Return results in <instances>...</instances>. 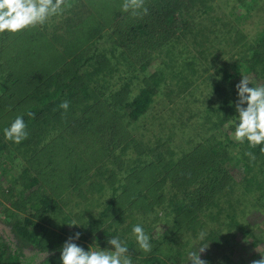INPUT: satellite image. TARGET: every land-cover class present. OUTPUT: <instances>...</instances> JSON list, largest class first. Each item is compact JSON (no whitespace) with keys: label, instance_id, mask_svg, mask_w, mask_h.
Returning a JSON list of instances; mask_svg holds the SVG:
<instances>
[{"label":"trees","instance_id":"1","mask_svg":"<svg viewBox=\"0 0 264 264\" xmlns=\"http://www.w3.org/2000/svg\"><path fill=\"white\" fill-rule=\"evenodd\" d=\"M77 2L83 4L82 8L86 12L80 15L76 11L74 12L72 4ZM261 2L264 4V0H146L144 7L148 10L147 14H142L141 10L140 19L136 21V24L129 25V27L132 33L149 36L153 31L161 33L165 29L169 32L174 23L181 21L184 24V37L193 45L207 43L218 32L228 29L223 36L230 33L234 36L233 48H237L233 52L234 55L235 52L240 50L245 52L248 49L245 48L247 45L246 40L243 42V46L239 45L236 38L237 29L233 28L235 23L232 18L237 19L235 13L238 12L239 8H242L245 10V18L251 20L253 5L256 6ZM104 3H112L114 9H117L113 11L115 13L124 12L121 9L123 0H66V6L74 17L70 19L71 25L66 23L57 29L64 36L58 42L70 44L72 41V45L77 46L80 44L78 42L80 38H84V36L89 40L90 37L93 38V34L90 33H97L99 25L89 7H99ZM85 26L86 29H84ZM228 26L229 28L226 29ZM128 32L123 33L122 37L126 36ZM261 33L263 38L259 40L255 47L250 48L253 55L245 57V59L248 58L251 62L257 60L259 63L264 64V29ZM33 34L45 35L34 30L30 31V34L23 31L16 35H0V42L3 44V48L0 46V59L4 62L6 59V66H23L24 63L33 65L36 54L38 52L39 55L44 54V50L52 45L49 38L38 40L39 35L27 37ZM20 46L25 49L26 54L24 56L19 51ZM115 50H112L114 63L112 59L96 61L100 64V69L96 68V72H86L83 82L75 79H67L65 82L63 76L48 81V85L46 84L44 91L41 92L42 97L39 99V103L27 106L21 111L20 116L24 119L28 133L27 138L21 142V146L26 145V150L23 151L27 156V160L26 165L21 169L20 180L16 184L21 187L18 193L26 195L25 211L29 213L30 217L26 216L22 220H16L14 216L11 227L23 242L34 245L41 253L47 252L52 259L57 258L58 261H60V250L63 242L68 239H64L60 235L56 237L55 232L48 228L55 227L53 223L61 220L67 226L75 221L77 227L80 228L76 229L74 227V232L65 231L61 228L62 224H60L58 228L61 231L72 236H75L76 233L81 236L80 233L84 232L86 238H92L95 245L101 250L109 247L107 243L109 239L118 237L127 246L132 264H160L163 262L161 259H164V262L168 264L170 261L174 262L180 259V257H176L177 252L172 253L170 251L169 256L161 255L162 258L158 257V259L152 257L155 255V248H151L148 252L141 250L132 235V228L137 224L141 225L144 231L151 228L153 225L152 221L149 220L151 213H161L160 219L170 217L172 213L177 214L175 205L177 199L171 193H167L166 186L162 183L165 179H160V176L161 172L164 171L171 177L170 169L178 167L184 155L182 156L183 152L170 150V148H174V146L169 148L170 145H167L166 150L161 153L160 151L155 152L156 149L151 147L148 140L145 146L144 142L139 140V137L143 135V133H140L142 126L141 129H138L136 143H134L140 157L136 153L130 158H125L126 162L122 163L117 160L118 156L114 152L117 148L113 149L111 147L117 143L112 141L113 135L118 132V129L121 134H126L127 130H131L129 127L134 122H138V119H142L149 113L153 106L154 97L160 92V79H156V76L162 68L157 67L156 72H153L148 78L141 77L144 76L142 73L136 74L137 71H134V67L139 60L136 55L132 54L129 57L132 52L126 53L123 50L120 52L119 57H115ZM3 51H6V55L2 53ZM95 60L98 59L95 56L92 57V61ZM172 62L167 64L172 65ZM255 65L256 63L251 64V70L256 72L255 76L258 80H262V84H264V67L255 69ZM164 66L166 67L165 64ZM181 67L182 65L180 69H182ZM101 68L105 72L104 74H99ZM144 68L142 67L141 70ZM177 68L179 69V67ZM101 76L108 81H105L106 85L98 88L97 83ZM15 83V81L11 82L10 85L13 86ZM102 89L106 92L103 93ZM6 95H8L7 92ZM16 97L15 94L11 95V99H16ZM6 99H8L7 96ZM64 101L69 103L67 111L60 108V104ZM225 101V105L217 106L218 108L215 107L213 110L209 108L212 111L211 113L217 111L225 115L237 116L236 102L234 101L229 108L228 104L230 102ZM20 106L21 104L17 105V107ZM244 106L246 107V105ZM234 112L236 114H233ZM9 114L11 113L7 115ZM15 117H12V119ZM108 117L112 120L106 121V119L109 120ZM83 121H85V124L82 127H71ZM101 121L108 123V130L101 128L99 124ZM64 125H71V128L68 127V131L65 133L66 129L64 128L66 126ZM145 129L149 128L146 127ZM133 130L135 132L137 129L133 128ZM79 136H83L90 143L98 140L94 143L96 146L91 153V163L94 162L91 166L94 167L95 164L110 161L111 166L114 168H105V175L110 179V183L97 182L95 183L97 187L93 188L94 183L89 180L94 177L95 173L88 176L87 172L89 170L87 167L77 163H75L77 167H70L73 155L72 152L66 149L75 152L73 143ZM243 145L245 146L242 147ZM78 146H81L80 143ZM261 147H264V145L253 148L249 147L246 142L245 144H237V148H240V155L245 157V163L242 165L243 176L237 182L231 181L227 171L224 170L225 161H223L220 151L216 149L215 152L209 153L208 160H212L209 165H204L200 174L203 180L200 181L198 191L202 195L189 196L187 205L183 202L184 207L188 208L187 216L191 214L189 226L193 232L192 239L196 240L201 248L206 247L204 251V257L208 262L206 264H216L223 260L226 252L223 244L228 245L229 238L237 232L244 235L245 229L242 221L246 213L251 208L257 207L260 202L264 204L262 202L264 198V172L259 171L261 173H256L257 169H255L257 164L258 167L264 166V152L261 151ZM4 149L5 146L0 145V152ZM221 149H224V147ZM124 152L129 154L123 149H121L120 154H125ZM248 153H251V156ZM197 154L198 151L195 156L191 157L193 159L192 164L195 162V158L198 157ZM163 159H167L168 163L171 164L160 167L158 161ZM143 172L151 177L147 188L153 192V195L149 200L146 198L144 200L141 194L137 197L130 190L137 185L139 181L137 177H141ZM208 192L212 193L213 201L219 205V211L208 216L204 213L205 218L202 219V211L205 206L210 204L209 197H204L208 195ZM256 193H258V198ZM73 194L74 197H68L67 202H70L69 205L76 209L68 207L69 205L63 208L61 206L65 202L63 198ZM94 194L98 196H94ZM216 194H219V196L216 197ZM167 195L168 197H166ZM194 200L198 201L195 202ZM145 205L149 208V212L144 213L146 219L144 224V222L141 223V217L144 218L143 215L138 216L137 214L142 213ZM162 205L164 207H161ZM66 208L67 211H64ZM158 209L162 211L158 212ZM173 216L174 220L178 222L177 216L175 214ZM35 219L43 222L44 225L38 226ZM157 224L154 223V225ZM201 232L205 233L203 239H199ZM158 240L155 241L157 246L164 245L162 238ZM169 241L173 244L171 248L176 245H181L182 248L186 246L184 241ZM74 242L78 244L77 241L74 240ZM149 243L154 244L151 237H149ZM134 245H137L139 250ZM173 256L176 259H171ZM19 257L18 251L13 252L7 246L6 249H0V264H23ZM49 261L51 260H46L47 263Z\"/></svg>","mask_w":264,"mask_h":264},{"label":"rangeland","instance_id":"2","mask_svg":"<svg viewBox=\"0 0 264 264\" xmlns=\"http://www.w3.org/2000/svg\"><path fill=\"white\" fill-rule=\"evenodd\" d=\"M111 4L104 3L102 4L104 7L102 5L99 7L95 5L96 7L94 8L92 6L89 7L99 25L97 33L91 31L92 33L90 34H93V38L90 37V40L84 36V38L78 40L80 44L77 46L72 45V41L70 44L58 42L64 36L57 29L63 24H70V19L74 17L73 13L65 5L62 14L51 18L42 26L26 30L27 34H30L32 30L45 34H33L27 37L39 35L38 40L49 38L52 42V45L44 50V54L39 55V52L36 54L33 65L24 63L23 66L12 65L10 67L6 66V59L5 62L0 59V145L5 146V149L0 152V249H6L7 246L13 252L18 251L19 259L21 258L23 264H46L47 259L51 260L47 264H60V261L57 258L52 259L50 255L45 256V253H41L34 245L23 242L22 239L17 237L11 227L14 216L16 220H22L24 217L29 216V213L25 211L26 195L18 193L21 187L16 184L20 180L21 169L26 165L27 156L23 151L26 150V145L21 146V143L15 144L6 140L4 129L9 127L12 120L20 116L21 111L27 106L39 103V99L42 97L41 92L44 91L48 81H53L55 77L63 76L65 82L67 79L83 82L86 72H96V68L100 69V64L96 63V61L112 59L114 63L115 59L112 58V50L117 48L114 52L115 57H119L120 52L123 50L126 53L132 52L129 57L132 54L136 55L139 60L134 67V71H137L136 74L142 73L144 76L141 77L148 78L158 68H162L161 72L156 76V79H160V92L154 97L153 106L149 113L142 119H138V122H134L129 127L131 130H127L126 134H121L118 129V132L113 135L112 141L117 143L111 147L113 149L117 148L114 151L115 155L118 156L117 160L123 163L126 162L125 158H130L136 153L139 154L134 143H136L138 129H141L142 126L140 133H143V135L139 137V140L144 142L145 146L148 140L151 147L156 149L155 152L160 151L161 153L166 150L167 145H170L169 148L174 146L170 150L174 149L183 152L182 156L184 155L178 167L170 169L171 177L164 171L161 172L160 179H165L162 183L166 186L167 193H171L177 199L175 205L179 215L172 213L170 217L160 219L161 213L150 214L149 220L152 221L153 225L151 228L145 229V232L154 241V244H150L151 248H155V255L152 257L158 259V257L162 258L161 255L169 256L170 251L172 253L177 252L176 257H180V259L174 262L170 261L168 264H189V252L201 248L198 242L192 239L193 232L189 226L191 214L189 213L190 215L187 216L188 208L184 207L183 202L187 205L189 196L202 195L198 191L200 181L203 180L200 174L204 165H209L212 160H208L209 153L215 152L216 149L219 150L220 155L223 156V161H225L224 170L227 171L229 179L233 182L242 179V165L245 163V157L240 155V148H237V144H245L246 141L238 143L233 139L232 134L235 129L236 116L232 114L225 115L215 110V113H211L212 111L210 110L217 106L225 105V100L230 102L228 104L229 108L234 101L237 104L236 85L241 81L242 77L250 80V86L262 85V80H258L255 76L256 72L252 71L250 66L256 63L255 69H261L264 64L259 63L257 60L251 62L248 58L246 60L245 57L253 55V51L250 48L255 47L259 40L263 38L261 32L264 29V4L261 2L256 6L253 5L251 20L250 18H247L248 20L245 18V10L242 8H239L238 12L235 13L237 19L232 18L235 23L233 28L237 29L236 38L239 45L243 46V42L246 40L247 45L245 48L248 49L245 52L243 50L235 52L234 55L233 52L237 50V48H233L235 43L234 36L231 35L232 33L223 36L229 26L226 27V31L218 32L210 41L199 45H193L184 37V24L181 21L174 23L169 32L164 29L161 33L153 31L151 35L143 36L132 33L129 27V25L136 24L141 15H133L131 12L121 11L117 12L120 13L117 15V13L113 12L117 9H114ZM144 4L146 5V0ZM82 5L81 2L72 4L74 12L76 11L79 15L86 12L83 10ZM84 29H86V26ZM125 32H128V34L122 37ZM176 44L178 45L175 47ZM0 46L3 48L2 42H0ZM19 51L22 56L26 54L24 47L20 46ZM2 53L6 55V51ZM170 54H172V59ZM94 56L98 60L92 61ZM90 58L91 60H89ZM171 62L172 65L167 64ZM178 65H182V69ZM142 67L145 68L141 70ZM104 73L101 68L99 74ZM226 76L228 77L226 78ZM14 81L16 82L15 85L11 86L10 83ZM105 81L108 80L106 78L103 79V76H101L97 83L99 85L98 88L106 85ZM2 92L5 95L1 94ZM6 92L8 95H6ZM102 92L105 93L106 91L102 89ZM14 94L17 96L16 99H11V95ZM6 96L8 99H6ZM18 104H21V106L17 107ZM8 113L11 114L7 115ZM233 114H236V112ZM230 115L232 116L230 117ZM12 117L15 118L12 119ZM108 119L106 121L112 120L110 117ZM158 123L161 125L159 126ZM83 124H85V121L70 126L82 127ZM99 124L101 128L108 130L107 122L103 123L101 121ZM64 126H66L64 128L66 129L65 133L70 126ZM146 127L149 129H145ZM133 128L137 130L134 132ZM96 141L90 143L83 136H79L73 143L75 152L66 149L72 152L71 154L73 155L70 167H77V164H81L89 170L87 172L88 176L95 173L94 177L89 180L94 183L93 188L97 187L95 184L97 182L110 183V179L105 175V168H114L111 166L110 161L95 164L94 167L91 166L94 163H91V153L94 151L96 146L94 143ZM79 143L81 146H78ZM6 145L8 147L7 151ZM210 147L214 150H211ZM222 147L224 149H221ZM121 149L129 154L125 152V154H120ZM197 151L198 157L195 158L196 160L192 164L193 159L191 157L195 156ZM138 157H140V154ZM75 163H77L76 166ZM158 163H160V167L171 164L168 163L167 159L160 160ZM101 164L103 165L102 168ZM258 166L257 164V168H255L257 169L256 173H261L259 171L263 173L264 166ZM150 178L144 172L141 177H137L139 180L137 185L130 189L135 193L134 195L139 197L141 194L144 200H149L152 197L153 192L147 188ZM8 187L10 188L8 189ZM211 194L208 192V195L204 196L209 197L210 204L205 206L203 210L205 212L202 211V219L205 218L203 216L204 213L208 216L219 211V205L213 201ZM127 195L129 196V193ZM94 196L98 195L94 194ZM218 196L219 194H216V197ZM257 196L258 193H256ZM68 197L72 198L74 194L63 198L65 199V202L61 205L63 208L70 203L67 202ZM198 200L194 201L197 202ZM262 202H264V198ZM81 205L83 206V204ZM164 205L161 207H164ZM68 207L76 209L72 205ZM143 207L142 213L137 214L144 217H141V223L146 221L144 213L149 212V208L146 205ZM67 208L64 211H67ZM160 211L162 210L158 209V212ZM174 214L177 216L178 222L174 220ZM36 223L40 227L44 225L39 220H36ZM154 223L158 224L154 225ZM53 224L55 227H49L48 229L53 230L57 235L56 237L60 235L64 239H69L74 237V235L61 231L58 228L60 224H62L61 228L65 231H73L74 227L80 229L77 225L73 226V228L72 226H67L61 220ZM242 224L245 229L244 235L237 232L233 237L229 238L230 242L228 245L223 244L226 249L224 258L222 257L223 260L216 264H252L253 261L260 260L261 256H264V204L260 202L257 207L251 208L246 213ZM80 235L79 239L75 241L85 251L95 244L92 238H86L84 232L80 233ZM160 238L163 239L164 245L157 246L155 241H159L158 239ZM169 240L173 242L184 241L186 246L182 248L181 245H176L171 248L173 244ZM137 245H134V247L138 249ZM204 254V252L200 253V259L206 261ZM171 259L176 258L173 256ZM161 260L163 264H166L164 259ZM206 263L208 262L206 261Z\"/></svg>","mask_w":264,"mask_h":264},{"label":"clouds","instance_id":"3","mask_svg":"<svg viewBox=\"0 0 264 264\" xmlns=\"http://www.w3.org/2000/svg\"><path fill=\"white\" fill-rule=\"evenodd\" d=\"M145 0H123L121 9L131 12L133 15H146L148 10L144 7ZM66 0H0V35H16L20 32L42 26L51 18L62 14ZM250 80L242 77L236 85L237 104L235 117V129L233 139L238 143H248L250 147L264 145V84L250 86ZM246 105V107H244ZM68 101L60 104V108L67 111ZM31 115V114H29ZM26 124L22 116H17L9 127L4 129V137L15 144L21 143L27 138ZM264 152V147H261ZM251 156V153H248ZM254 159V157H253ZM71 226H76L75 221ZM132 235L139 248L149 251L151 245L149 236L144 228L137 224L132 228ZM205 233L201 232L199 239H203ZM79 239V233L70 237L60 250V264H132L128 255L127 246L118 237L107 241L109 247L101 250L93 244L85 251L74 240ZM205 248L191 251L188 254L189 264H206L200 259V253ZM45 256L48 255L46 252ZM252 264H264V256L255 260Z\"/></svg>","mask_w":264,"mask_h":264}]
</instances>
